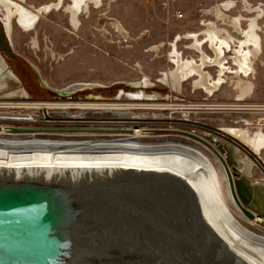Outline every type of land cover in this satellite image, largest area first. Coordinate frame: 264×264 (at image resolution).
<instances>
[{
  "label": "bare ground",
  "instance_id": "bare-ground-1",
  "mask_svg": "<svg viewBox=\"0 0 264 264\" xmlns=\"http://www.w3.org/2000/svg\"><path fill=\"white\" fill-rule=\"evenodd\" d=\"M26 1L0 0L1 9L6 14L3 26L8 36H11L13 23L22 32L31 33L36 30L40 19L53 11L65 13L69 25L78 31L81 25L80 16L83 13L87 14L92 8L102 7L103 1L113 0H58L57 3L52 1L53 4L38 11H32L21 4ZM232 8V2H224L216 5L212 11L219 21H223V24H227L235 33L242 35V39L235 42L228 32L214 24L207 25L203 36L198 33L177 36L176 42L180 39L191 41L192 44L187 49L194 50L201 57L199 60H184L176 49L177 44L171 42L170 47L173 50L169 57L175 69L162 73L157 82L168 85L177 92L182 88L185 79H197L191 84L192 87L210 96L226 84V74H230L237 78L232 81L235 83L234 89L237 90L236 100L241 101L244 96L250 94L252 83L243 78L255 73L254 61L261 53V39L257 34L261 12L256 8L253 10L257 13L256 16L248 19L242 15L230 18L226 12ZM50 9L52 11L49 12ZM244 20L248 21L246 28H242ZM204 43L210 45L215 56L213 60L203 51ZM225 51H232V65L235 68L226 66ZM211 66L219 69L216 80L204 71L206 67ZM13 78L17 79L9 71L0 54V99L7 100L11 96V99H22L21 96L26 95L21 87L12 94H3L2 90L7 88L8 81ZM41 82L46 87L42 80ZM74 85L55 92L73 95L97 88L96 85L87 83ZM153 85L147 78L142 82L128 84L133 88ZM128 96L130 101L151 102L155 101L153 97L156 95H148L140 90ZM100 101H103L102 98L88 95L82 99L81 104H75L74 107L58 102H21V108L25 109L27 114L22 117H7L8 124H0V181L30 178L29 181L36 182V179H39L37 181L43 183L48 181L84 184L91 181L110 183L116 177L118 180L154 178L165 186L163 188L167 196L174 194L181 196L183 202L186 201L189 209L187 218L203 230L211 243L208 244L209 247L212 246V251L219 258H222V255L226 261H235L238 264H264V231L253 229L264 224V217L250 210L254 217L242 224L229 212L220 190V179L226 178L228 181L225 174V168L228 167L234 183L242 179L246 184V188L241 190L245 203L239 199L235 188L240 205L247 209L255 207L264 211V130L251 132L247 127H223L217 130L220 132L217 137L225 139L227 144L224 152L218 150L225 157L216 153L218 160L225 165L223 173L218 162L211 158L213 154L210 157L205 151L188 142L169 139L141 140L151 139L147 135L148 132L151 135V129L154 128L148 127L147 124L141 126L142 119L134 114L131 119H122L123 115H131L129 112H123V109H126L124 104ZM9 104L11 105L10 102ZM132 105L138 104H128L127 107ZM74 109L79 111L78 116L72 112ZM168 128L172 130L171 127ZM107 135L124 138H102ZM254 169L261 174L259 179L252 178ZM231 201L241 211V206L235 202L232 194ZM183 211L185 213L184 209ZM203 263L205 261L199 264Z\"/></svg>",
  "mask_w": 264,
  "mask_h": 264
},
{
  "label": "rangeland",
  "instance_id": "rangeland-1",
  "mask_svg": "<svg viewBox=\"0 0 264 264\" xmlns=\"http://www.w3.org/2000/svg\"><path fill=\"white\" fill-rule=\"evenodd\" d=\"M52 1L57 3L58 0H27L24 4L32 11H38L53 4ZM224 2H232L234 5L229 12H226L230 18L242 15L248 19L256 16L257 13L253 11L256 8L261 12L258 20L260 29L257 33L261 39V53L254 61L255 73L243 78L252 83L251 93L244 96L241 101L236 100L237 90L234 89L235 83L232 81L237 78L230 74H226L228 79L226 84L210 96L192 87L191 84L197 79H185L182 88L177 92L168 85L157 82L162 73L175 69L169 57L173 50L170 47L171 42L177 44L176 49L180 58L199 60L201 57L194 50L187 49L191 46V41L180 39L176 42L177 36H183L185 33H198L203 36L207 25L214 24L228 32L235 42L242 39V35L235 33L231 27L223 24V21H219L212 11L216 5ZM5 16V12L0 9L2 30ZM80 22V28L76 31L69 25L65 13L53 11L40 19L35 33H24L14 23L12 24L11 36H7L11 50L10 52L0 50V54L9 71L17 79L8 81L7 88L2 92L4 95L12 94L22 88L26 95H22V99L18 97L11 99L12 96L7 100L0 99V124H8L6 121L13 116L22 117L27 114V111L21 108V102H58L68 103L74 107L75 104H81L86 96L93 95L102 98L103 101L100 102L124 104L126 109H123V112L126 114L129 112L131 115L126 117L123 115L122 119H131L134 114L142 119L141 126L147 124L148 127L154 128L151 129V135L150 132L147 135L151 139L141 140L169 139L188 142L205 151L210 157L213 154L211 158L218 162L223 173H225V165L218 160L216 153L220 154L218 145H222L225 149L227 144L225 139L217 137L219 136L217 133H220L217 130L223 127H247L251 132L264 130V0L103 1L102 7L92 8L86 15L83 13ZM247 25L248 21H242V28H246ZM202 49L210 59H214L215 56L208 43H204ZM231 54L232 51L224 53L226 66L235 68L232 65ZM31 67L35 68L37 74ZM205 69L210 78L216 80L219 69L215 66ZM144 78L149 79L154 85L138 88L128 86L130 83L142 82ZM39 80H42L46 87L41 85ZM80 83L93 84L97 88L93 91L64 96L55 92ZM140 90L148 95H156L157 97H153L155 101H130L128 95ZM128 104L138 105L127 107ZM30 111L33 112L32 109ZM72 112L77 113L76 116L79 115L78 110L74 109ZM128 121L124 120V122ZM246 123L248 125H245ZM39 137L43 136L39 135ZM84 137L88 138V136ZM102 138L124 137L107 135ZM220 156L225 157L222 154ZM224 161L226 162L225 159ZM260 176L261 174L254 169L252 178L259 179ZM63 182L67 181L63 180ZM220 184L221 195L225 200L224 203L227 202L229 212L236 220L246 224L249 218L231 201L227 179L221 178ZM180 197L174 194L167 196V209L173 211L175 209L179 212L177 214H180L173 221L175 226L178 225L176 244L190 249L196 255H202L200 260L195 259L196 264L201 261L207 264L209 257L204 250L211 243L203 230L187 218L188 205ZM241 207L247 209L244 205ZM239 212L241 214H238ZM182 218L185 223L181 222ZM253 229L264 231V224ZM221 257L223 258L222 255ZM222 260L226 261L225 258ZM226 264L238 263L226 261Z\"/></svg>",
  "mask_w": 264,
  "mask_h": 264
},
{
  "label": "water",
  "instance_id": "water-1",
  "mask_svg": "<svg viewBox=\"0 0 264 264\" xmlns=\"http://www.w3.org/2000/svg\"><path fill=\"white\" fill-rule=\"evenodd\" d=\"M7 36L0 28V50L10 52ZM217 148L224 152L222 145ZM225 170L241 206L235 188L245 203L246 184L234 183ZM117 178L84 184L0 181V264H196L202 255L176 244L173 221L180 214L167 209L161 184L154 178ZM240 208L248 218L254 217L251 211L264 217L255 207ZM205 249L207 264H226L212 246Z\"/></svg>",
  "mask_w": 264,
  "mask_h": 264
},
{
  "label": "flooded vegetation",
  "instance_id": "flooded-vegetation-1",
  "mask_svg": "<svg viewBox=\"0 0 264 264\" xmlns=\"http://www.w3.org/2000/svg\"><path fill=\"white\" fill-rule=\"evenodd\" d=\"M21 4H22L23 6H25V4H24V3H21ZM25 7H26V6H25ZM0 9H1V6H0ZM85 15H86V14H85ZM68 23H69V22H68ZM33 32L35 33V31H33ZM33 32H32V33H33Z\"/></svg>",
  "mask_w": 264,
  "mask_h": 264
},
{
  "label": "crops",
  "instance_id": "crops-1",
  "mask_svg": "<svg viewBox=\"0 0 264 264\" xmlns=\"http://www.w3.org/2000/svg\"><path fill=\"white\" fill-rule=\"evenodd\" d=\"M234 6V5H233Z\"/></svg>",
  "mask_w": 264,
  "mask_h": 264
}]
</instances>
